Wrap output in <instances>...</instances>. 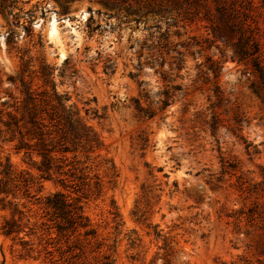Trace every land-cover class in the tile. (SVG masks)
<instances>
[{
    "label": "rangeland",
    "instance_id": "rangeland-1",
    "mask_svg": "<svg viewBox=\"0 0 264 264\" xmlns=\"http://www.w3.org/2000/svg\"><path fill=\"white\" fill-rule=\"evenodd\" d=\"M241 31L264 65V0H8L0 117L25 88L57 92L97 142L85 181L40 178L1 143L41 199H20L23 232H0V264H264V82L240 61ZM60 190L94 232L47 207Z\"/></svg>",
    "mask_w": 264,
    "mask_h": 264
},
{
    "label": "trees",
    "instance_id": "trees-1",
    "mask_svg": "<svg viewBox=\"0 0 264 264\" xmlns=\"http://www.w3.org/2000/svg\"><path fill=\"white\" fill-rule=\"evenodd\" d=\"M8 0H0V10L5 11ZM92 18H90L91 20ZM231 27H235L231 24ZM240 54V61L248 60L258 72L264 82V65L260 61L259 45L252 35L246 36L241 31V36L235 44ZM166 80V77H164ZM181 89V88H179ZM22 101L18 100L15 112L9 111L7 118L0 117V147L2 144H12L16 154H23L40 172V178H48L53 174L69 175L73 178L85 181L86 169L83 166L81 156L89 159L90 152L94 150L96 141L95 133L83 122L78 113L68 108L65 101L68 99L54 92L51 96L34 93L25 88ZM148 91L145 97H148ZM162 109L170 105V90L166 89ZM52 98L57 100L53 103ZM53 103V104H52ZM154 113H150L152 117ZM2 143V144H1ZM36 177L27 170L15 169L10 158L3 162L0 157V211L11 212V216H4L0 225V232L7 236L18 237L23 232V219L26 217L21 207V198H41L33 193L36 185ZM66 186V178L60 179ZM98 185V181L96 183ZM47 207L58 218L68 223L67 227L86 229V234L94 232L90 226V220L84 212V207L79 200L70 198L64 191H57L46 198ZM23 205V206H22ZM18 214V218H17ZM29 220V219H27ZM59 229L65 225L58 224ZM26 242L24 237H20ZM107 264H112L107 261Z\"/></svg>",
    "mask_w": 264,
    "mask_h": 264
}]
</instances>
